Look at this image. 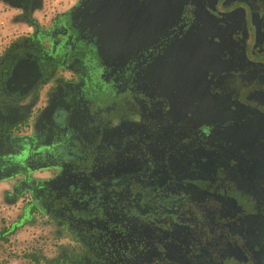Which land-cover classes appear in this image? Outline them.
<instances>
[{
  "label": "flooded vegetation",
  "instance_id": "flooded-vegetation-1",
  "mask_svg": "<svg viewBox=\"0 0 264 264\" xmlns=\"http://www.w3.org/2000/svg\"><path fill=\"white\" fill-rule=\"evenodd\" d=\"M96 1L76 0L45 28L34 17L42 0H0L7 29L28 32L0 55V126L25 116L12 94L29 91L21 101L36 112L35 127L14 125L22 162L0 145V178L22 177L10 194L26 191V206L70 239L78 255L62 264H264V0H184L175 21L110 58L84 9ZM80 91L112 94L102 112L120 126L102 124L104 144ZM56 120L96 126L82 132L100 145L94 169L64 163L58 207L28 180L61 164ZM67 154L85 160L88 147Z\"/></svg>",
  "mask_w": 264,
  "mask_h": 264
},
{
  "label": "water",
  "instance_id": "water-1",
  "mask_svg": "<svg viewBox=\"0 0 264 264\" xmlns=\"http://www.w3.org/2000/svg\"><path fill=\"white\" fill-rule=\"evenodd\" d=\"M183 1L184 0H99L94 3V6L84 7V9L92 12L90 16L92 34L102 47L103 57L110 58L111 55L118 51L125 54L136 49L138 45L137 42L144 41L145 43L149 41L153 37V33L160 32L161 29L175 21L182 8ZM28 93L29 91H24V93L12 94L13 96H10L17 99L18 105L16 108L25 110L24 118L28 117L27 122L24 123L25 126L33 128L35 127L33 121L36 112H34L32 106L27 105L25 101H21ZM80 93L87 108L94 114L95 120L99 122L97 126H100V129L96 132L97 141L100 145L104 144V140H106L109 134L104 133L105 130L101 127L102 124H104L103 127L106 128L109 133H115L120 126L118 118L104 116L102 112L103 106H106V104L113 99L112 94L110 91H80ZM6 100L7 96L0 92V108L6 106ZM189 113L192 115L195 112L189 111ZM24 118L7 128L0 126V145H7L8 149L5 152L6 157L9 156V159L12 158L13 162H16V164L22 162L24 156L20 155L19 152H21L26 145H24V141L19 143L20 139L16 135V127L14 125L22 123ZM58 119H61L60 114H58ZM55 122L60 124H56V128H53L52 132L54 133L52 137L56 151L55 156L61 164L35 168L29 172L28 180H30L34 186V188H32V192L35 194L34 198L37 199L38 197L37 191L43 190L49 201L51 200V202L58 207L59 204L64 205L62 202L60 203V198L57 193L61 192V189L55 190L52 184L62 182L64 176V163L68 161L73 162V160H75L76 165L79 167L83 166L94 169L100 160V152L98 151L100 145L98 142L95 143L97 145H87L89 140L86 139L87 136L83 135L85 133L82 132L83 130L86 133L95 131L94 127L96 126L89 125L85 127L84 125L78 124L79 127L73 128L70 123L66 125L62 123L61 120H56ZM72 143H77L81 148L84 146L88 147V154L85 160L71 158V156L67 154V151L71 149ZM9 148H13L15 152H10ZM103 151L106 152L107 159L108 154H112V147H104ZM32 153L34 154L33 151ZM107 166L108 163L105 164V169ZM102 170H104L103 166L98 168L97 172L93 174L91 182L95 184L98 183V176ZM55 174L58 175L54 177ZM21 178L20 175H16L9 181H12L15 185ZM63 191L67 192L68 190L64 189ZM64 196L62 197L65 201L66 196ZM72 207L74 209L70 208L69 212L79 217L81 220H85L86 214L81 213L76 207ZM85 230L89 229L86 228Z\"/></svg>",
  "mask_w": 264,
  "mask_h": 264
},
{
  "label": "rangeland",
  "instance_id": "rangeland-1",
  "mask_svg": "<svg viewBox=\"0 0 264 264\" xmlns=\"http://www.w3.org/2000/svg\"><path fill=\"white\" fill-rule=\"evenodd\" d=\"M75 1L64 0L55 2V0H42L41 9L34 14V17L40 26L46 28L49 18L54 13L69 8ZM0 21H3L2 25L0 24L1 55L3 53V45H6L5 43L8 44L12 37H19L28 32H26L27 29L25 27L8 30L9 15L6 13L0 14ZM7 172H10V170H7ZM3 179L6 178L3 177ZM6 185L10 192L14 184L8 180ZM22 197L29 200V195L25 191L20 193L14 202H17ZM8 208L9 214H6L4 210H0V229L9 228L10 224L17 220L16 217L23 214L22 209L19 212H15L10 205ZM28 219L31 224L24 225V227L9 236L2 235L5 241L0 239V264H47L51 261L59 262L64 253H68V255L74 253L73 249L75 248H73L70 239L64 236L63 233L57 232L48 220V222H43L38 216L32 215ZM54 235L60 236L58 241L60 244L55 247L52 246ZM31 255H34L37 261L33 260L30 257Z\"/></svg>",
  "mask_w": 264,
  "mask_h": 264
},
{
  "label": "crops",
  "instance_id": "crops-1",
  "mask_svg": "<svg viewBox=\"0 0 264 264\" xmlns=\"http://www.w3.org/2000/svg\"><path fill=\"white\" fill-rule=\"evenodd\" d=\"M2 22L3 21H0V24L2 25ZM6 45H3L4 47L2 48V51L4 52L5 51V49L7 48V43H5ZM0 51H1V49H0ZM3 54V53H2ZM1 54V55H2ZM24 126H25V124H24ZM8 180L7 179H3V178H0V210H2L3 208H5V207H8L9 205H11L10 203L12 202V201H14V198H15V196H13V195H11L10 194V192L8 191L9 189H7V185H6V182H7ZM26 206V205H25ZM24 206V207H25ZM24 207L22 208V211H23V214L22 215H25V214H27V210L26 209H24ZM32 216H38V218L40 219V220H42L43 222H48L49 220L48 219H46L45 217H42L41 215H38L37 213H35V212H33L32 214H31ZM17 218V217H16ZM48 220V221H47ZM26 225V224H25ZM22 227H24V226H22ZM22 227H20V228H18V229H16L15 231H17V230H19V229H21ZM3 230H5L4 228H1L0 229V239L1 240H4L5 241V238L2 236V232H3ZM14 231V232H15ZM9 235H11V234H8V236ZM59 237L60 236H58V235H54L53 236V245L52 246H57L58 244H60L58 241H59ZM73 248H75V247H73ZM76 249V248H75ZM75 249H73L74 250V253H72V255H71V253H70V255H68V253H64L63 254V256L61 257V259L59 260V262H62L63 261V259L64 258H66L67 256L69 257V259L71 260V259H75L76 257H77V252H76V250Z\"/></svg>",
  "mask_w": 264,
  "mask_h": 264
},
{
  "label": "trees",
  "instance_id": "trees-1",
  "mask_svg": "<svg viewBox=\"0 0 264 264\" xmlns=\"http://www.w3.org/2000/svg\"><path fill=\"white\" fill-rule=\"evenodd\" d=\"M19 195H16L14 198V201L18 198ZM14 201H12L11 203H13ZM24 209L27 210V214L25 215H20L17 217V220L15 222H12L9 226V228L3 230V234L2 235H8V234H12L16 229L24 226L25 224H31V222H29V217L31 216V214L34 212V208L30 207V206H25ZM33 260L37 261L34 255L30 256ZM70 261L69 257L67 256L66 258L63 259L62 262H57V261H51L48 262L47 264H62L64 262H68Z\"/></svg>",
  "mask_w": 264,
  "mask_h": 264
},
{
  "label": "built area",
  "instance_id": "built-area-1",
  "mask_svg": "<svg viewBox=\"0 0 264 264\" xmlns=\"http://www.w3.org/2000/svg\"><path fill=\"white\" fill-rule=\"evenodd\" d=\"M64 0H55V2H62ZM28 203V199L20 198L17 202H14L10 205L11 209L15 210V212H19L26 204ZM2 210L6 212V214H9V208L5 207Z\"/></svg>",
  "mask_w": 264,
  "mask_h": 264
}]
</instances>
